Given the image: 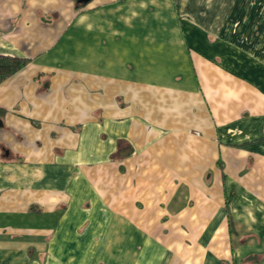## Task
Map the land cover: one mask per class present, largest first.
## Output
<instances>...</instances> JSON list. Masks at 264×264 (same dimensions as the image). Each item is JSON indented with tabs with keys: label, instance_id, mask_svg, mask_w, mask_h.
Returning <instances> with one entry per match:
<instances>
[{
	"label": "crops",
	"instance_id": "obj_1",
	"mask_svg": "<svg viewBox=\"0 0 264 264\" xmlns=\"http://www.w3.org/2000/svg\"><path fill=\"white\" fill-rule=\"evenodd\" d=\"M0 0V264H264V0Z\"/></svg>",
	"mask_w": 264,
	"mask_h": 264
},
{
	"label": "trees",
	"instance_id": "obj_2",
	"mask_svg": "<svg viewBox=\"0 0 264 264\" xmlns=\"http://www.w3.org/2000/svg\"><path fill=\"white\" fill-rule=\"evenodd\" d=\"M77 5L81 6L83 4L78 3ZM27 64L28 60L26 59L0 55V84L19 70L23 69ZM4 114L5 111L0 108V120Z\"/></svg>",
	"mask_w": 264,
	"mask_h": 264
},
{
	"label": "water",
	"instance_id": "obj_3",
	"mask_svg": "<svg viewBox=\"0 0 264 264\" xmlns=\"http://www.w3.org/2000/svg\"><path fill=\"white\" fill-rule=\"evenodd\" d=\"M89 1H90V0H77V2H78L79 4H83V5L87 4ZM1 126H2V121L0 120V127H1Z\"/></svg>",
	"mask_w": 264,
	"mask_h": 264
}]
</instances>
